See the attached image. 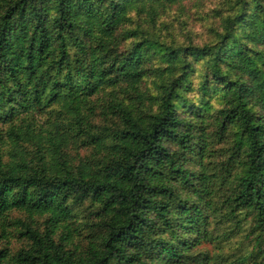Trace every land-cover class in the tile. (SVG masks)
Masks as SVG:
<instances>
[{"label": "trees", "instance_id": "obj_1", "mask_svg": "<svg viewBox=\"0 0 264 264\" xmlns=\"http://www.w3.org/2000/svg\"><path fill=\"white\" fill-rule=\"evenodd\" d=\"M206 1L0 0V264H264V0L161 36Z\"/></svg>", "mask_w": 264, "mask_h": 264}, {"label": "rangeland", "instance_id": "obj_2", "mask_svg": "<svg viewBox=\"0 0 264 264\" xmlns=\"http://www.w3.org/2000/svg\"><path fill=\"white\" fill-rule=\"evenodd\" d=\"M223 1L208 0L199 4L190 2L185 4L184 10L173 9L159 24V29L162 31L161 36L170 42L174 41L176 43L192 41L194 44L199 45L208 42L212 39V28L219 26V21L214 18L216 16L214 10L221 8ZM90 151V149H83L81 154L83 156L88 155ZM230 227L232 225H227L220 232H216L213 243H205L200 247L202 252L207 253L204 257L208 259L205 262L201 260V264H230L238 257L249 255L255 250L258 234L251 233L253 227L250 221L244 226V231L231 234L228 232L229 237H223ZM81 242L86 244L87 240L81 238ZM24 244L22 241L14 239L11 242V249L16 252Z\"/></svg>", "mask_w": 264, "mask_h": 264}]
</instances>
